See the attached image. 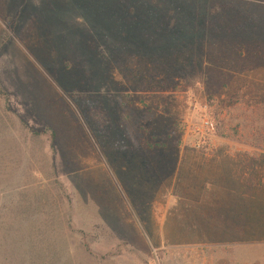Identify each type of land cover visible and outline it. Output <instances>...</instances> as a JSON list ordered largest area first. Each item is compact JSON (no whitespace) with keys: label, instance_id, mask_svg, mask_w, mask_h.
Segmentation results:
<instances>
[{"label":"rangeland","instance_id":"rangeland-1","mask_svg":"<svg viewBox=\"0 0 264 264\" xmlns=\"http://www.w3.org/2000/svg\"><path fill=\"white\" fill-rule=\"evenodd\" d=\"M227 191L253 225L208 236ZM230 261L264 264V0H0V264Z\"/></svg>","mask_w":264,"mask_h":264},{"label":"crops","instance_id":"crops-1","mask_svg":"<svg viewBox=\"0 0 264 264\" xmlns=\"http://www.w3.org/2000/svg\"><path fill=\"white\" fill-rule=\"evenodd\" d=\"M234 195H236L234 197ZM221 204L220 206L223 208L221 211V213L219 212H215V219L211 222H209L208 224L204 225V230H209V235L208 236H219V237H229L232 236L234 233L237 232V229L241 228V227H248V224L250 222V227H252L253 225V214H254V208H253V203L249 201V199H245L243 197H239L237 196V194L234 193H230L227 191V193H225L223 199L221 200ZM244 202V203H242ZM219 205V203H218ZM220 207V209H221ZM248 214L250 215L251 218L248 219ZM246 216V219L244 218ZM249 221H246V220ZM252 219V220H251ZM217 229H214V228ZM222 229L226 230L223 231ZM210 230L212 231V233L210 232ZM217 230V231H216ZM253 229L251 228L250 231H252ZM254 234V232H250V234ZM237 236V235H236ZM244 236H249V233L247 232ZM244 245L243 243L236 245L238 247ZM230 247H228V249L225 251H227L228 253H230V251L232 249H229ZM232 263V261L228 262V264Z\"/></svg>","mask_w":264,"mask_h":264},{"label":"built area","instance_id":"built-area-1","mask_svg":"<svg viewBox=\"0 0 264 264\" xmlns=\"http://www.w3.org/2000/svg\"><path fill=\"white\" fill-rule=\"evenodd\" d=\"M204 126L205 128L209 129V128H213L212 124H210L208 121H204Z\"/></svg>","mask_w":264,"mask_h":264}]
</instances>
